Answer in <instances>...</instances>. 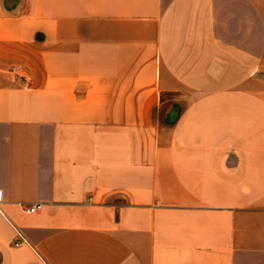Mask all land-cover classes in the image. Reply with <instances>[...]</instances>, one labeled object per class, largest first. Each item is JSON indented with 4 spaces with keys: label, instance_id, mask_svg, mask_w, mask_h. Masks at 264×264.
I'll return each mask as SVG.
<instances>
[{
    "label": "crops",
    "instance_id": "crops-1",
    "mask_svg": "<svg viewBox=\"0 0 264 264\" xmlns=\"http://www.w3.org/2000/svg\"><path fill=\"white\" fill-rule=\"evenodd\" d=\"M0 264H264V0H0Z\"/></svg>",
    "mask_w": 264,
    "mask_h": 264
},
{
    "label": "built area",
    "instance_id": "built-area-1",
    "mask_svg": "<svg viewBox=\"0 0 264 264\" xmlns=\"http://www.w3.org/2000/svg\"><path fill=\"white\" fill-rule=\"evenodd\" d=\"M41 208H42V205L39 204V205H36V206L28 209L27 212L31 213V214H35V213L39 212ZM16 245H18V243Z\"/></svg>",
    "mask_w": 264,
    "mask_h": 264
}]
</instances>
